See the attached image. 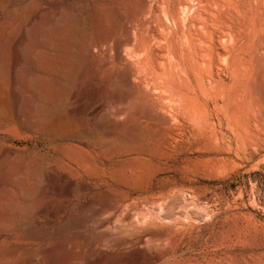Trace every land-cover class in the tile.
I'll return each mask as SVG.
<instances>
[{"label": "rangeland", "instance_id": "374dc122", "mask_svg": "<svg viewBox=\"0 0 264 264\" xmlns=\"http://www.w3.org/2000/svg\"><path fill=\"white\" fill-rule=\"evenodd\" d=\"M0 264H264V0H0Z\"/></svg>", "mask_w": 264, "mask_h": 264}]
</instances>
